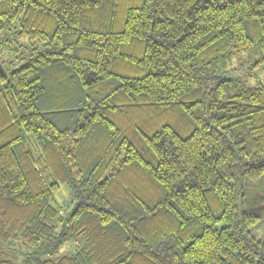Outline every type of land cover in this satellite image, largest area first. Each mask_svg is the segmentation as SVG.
Returning a JSON list of instances; mask_svg holds the SVG:
<instances>
[{"label": "trees", "instance_id": "trees-1", "mask_svg": "<svg viewBox=\"0 0 264 264\" xmlns=\"http://www.w3.org/2000/svg\"><path fill=\"white\" fill-rule=\"evenodd\" d=\"M0 34V264H264V84L217 73L264 68V0H0Z\"/></svg>", "mask_w": 264, "mask_h": 264}, {"label": "rangeland", "instance_id": "rangeland-1", "mask_svg": "<svg viewBox=\"0 0 264 264\" xmlns=\"http://www.w3.org/2000/svg\"><path fill=\"white\" fill-rule=\"evenodd\" d=\"M2 38L3 35L0 34ZM0 38V63L6 69L17 64L15 51L8 49L1 50L4 43H1ZM11 46L15 45V40L8 43ZM258 55L252 50H243L234 52L229 58L218 64L217 73L226 78H233L245 87L264 84V68L257 63ZM52 120L60 127L70 125L72 123V114L70 112L63 113L58 117H52ZM66 189L57 196L58 201L64 202L66 199ZM251 234L257 239L264 238V220L250 228Z\"/></svg>", "mask_w": 264, "mask_h": 264}, {"label": "water", "instance_id": "water-1", "mask_svg": "<svg viewBox=\"0 0 264 264\" xmlns=\"http://www.w3.org/2000/svg\"><path fill=\"white\" fill-rule=\"evenodd\" d=\"M0 70H1V68H0Z\"/></svg>", "mask_w": 264, "mask_h": 264}]
</instances>
